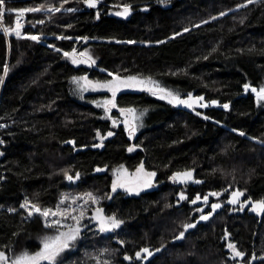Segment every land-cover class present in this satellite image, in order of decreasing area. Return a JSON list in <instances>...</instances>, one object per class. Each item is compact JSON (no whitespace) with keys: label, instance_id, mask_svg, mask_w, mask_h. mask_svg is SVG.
I'll use <instances>...</instances> for the list:
<instances>
[{"label":"trees","instance_id":"1","mask_svg":"<svg viewBox=\"0 0 264 264\" xmlns=\"http://www.w3.org/2000/svg\"><path fill=\"white\" fill-rule=\"evenodd\" d=\"M60 3L8 0L7 8L59 7ZM243 3L246 0H169L166 5L158 0H102L95 11H89L80 0H70L64 8L78 11L28 13L22 34L39 35V42L17 39L14 32L6 35L4 28L14 29L17 13L5 11L0 18V76H4V65L9 71L0 83V123L9 127L0 130L5 140L0 158V251L10 257L24 248L35 251L37 237L51 234L42 220L23 219L27 214L20 204L26 197L54 208L62 194L93 192L101 198L100 206H106L113 170L123 165L134 173L143 162L146 170L157 173L154 187L139 196L125 191L115 194L107 208L125 221L119 236L125 244L117 245L104 235L92 236L96 247L87 252L83 242L65 264H82L103 247L117 250L107 257L113 264H232L222 242L225 234H231L247 255L255 251L264 256V219L259 223L256 215L249 214L229 219L226 208L189 229L183 240L176 239L184 223L198 221L190 206L197 194L227 189L243 191L246 199H264V145L258 143H264V105L243 89L245 83L264 84V0L238 8ZM123 4L150 11H139L129 19L115 16L122 8L114 5ZM41 19L43 26H31ZM61 35L73 39H58ZM82 36L89 37L86 44L76 39ZM73 47L87 50L95 66L67 61L63 52ZM108 72L121 77L150 76L182 98L188 93L203 96L209 106L191 111L149 92H120L119 107L148 110L143 127L130 139L123 126L116 129L101 119L103 112L92 105L94 95L81 98L73 90V76L103 81L112 79ZM95 96L110 98L111 94ZM212 100L230 107L211 105ZM98 131L106 137L103 147L94 146L100 143ZM108 131L115 134L108 137ZM133 145L138 146L129 152ZM97 168L105 170L97 172ZM191 169L203 183L179 186L169 179L174 172ZM65 171L78 172L80 179L67 182ZM181 191L189 197L187 201H180ZM221 216L224 221L214 223ZM13 247L15 252L10 250ZM143 247L154 250L155 256L135 261V252ZM157 248L161 251L155 252ZM125 254L133 260L125 261Z\"/></svg>","mask_w":264,"mask_h":264},{"label":"snow or ice","instance_id":"2","mask_svg":"<svg viewBox=\"0 0 264 264\" xmlns=\"http://www.w3.org/2000/svg\"><path fill=\"white\" fill-rule=\"evenodd\" d=\"M70 0H61L60 6H47L40 5L37 7H25L19 9H8L7 3L8 0H0V18L5 14V11L16 12L17 20L15 28H4V33L6 35H11L14 32V35L17 39H27L35 42L40 41L39 35L31 34H22L23 25L21 23V18L25 16L26 13H38L42 10H45L47 13H58L62 10L67 12L78 11L76 8H64V5L69 3ZM84 3L87 8H96L100 0H80ZM161 4H167L169 0H158ZM257 0H246V3H243L238 6V8H246L249 4L256 3ZM114 7L122 8V10L115 11L113 14L117 17L127 18L132 11L131 4L114 5ZM147 9H145L146 11ZM221 15H226V13H221ZM96 18L99 19V12L96 14ZM216 19V17H212ZM209 21H203V23H208ZM243 20H241V23ZM36 23L43 24L45 21L43 19L36 21ZM35 26V25H33ZM195 27H200L199 24L194 25ZM185 32L190 31V29L185 28ZM179 35V33L177 34ZM58 39H73L70 36H58ZM77 40H82L85 43L88 41L89 37L82 36L77 37ZM120 41H117L119 43ZM161 41L160 43H163ZM125 43H135V41H126ZM49 47H55L54 45H49ZM57 52H60L61 49L56 48ZM63 56L71 61L73 65L86 64L89 67L95 65L96 61L87 51L78 52L75 47L71 51H64ZM4 76L7 75L9 71V66L4 65ZM101 71H104L101 69ZM4 76H0V83H3ZM108 76L112 77L110 80H90L87 75L82 76H73L71 83L76 85V91L83 98V93L92 91H106L111 94L110 98L104 99L101 101H92L96 107H102L105 116L101 119H109L112 121V127L115 128L118 126L117 120L113 119L111 116V110L117 109L120 115L123 117L121 123H123L124 129L127 131L128 137L131 139L135 137L138 129L143 127V117L147 114V109L139 111L134 107H119L117 102L118 93L131 89L138 91H147L151 95L156 96L160 100H166L169 104L173 106H183L184 108L191 109L195 111L197 107L206 108L209 106V103H205V98L203 96H193L191 93L186 95V98H182L181 95L173 90H170L160 84L159 81L154 80L152 77H142L139 75H129L126 77H121L118 74H113L108 72ZM244 92L247 93L251 91L256 99L258 105H264V84L259 87L252 86L250 83H245L243 85ZM211 105H218L225 110H228L230 105L224 103L219 104L218 101H210ZM197 116H200V112H196ZM203 119L208 120V116H203ZM2 127V126H0ZM233 132H237L240 136H245L243 131L237 129H232ZM115 133L112 131L107 132V136H113ZM97 137L100 139V143L94 145L95 147H103V140L106 137L100 135L99 131L97 132ZM3 143V141H0ZM69 144L75 145V141H67ZM138 145L130 146L127 150L132 152ZM0 155H3L0 152ZM105 169L97 168L96 171H104ZM194 169L183 170L174 172L169 179L173 183L187 184L189 182L201 184L203 181L194 178ZM215 171V170H214ZM113 173L115 179L112 182L111 190L113 193L117 189H123L128 194H135L137 196L140 193L148 188L154 187V181L157 176L155 171H148L145 169L144 163L141 162L140 165L136 168L134 173H129L126 168L121 165L119 168L114 169ZM65 178L70 182L74 183L80 179V174L77 172L75 175L69 174L68 171L64 172ZM228 191L227 189L224 190ZM223 195V192L211 191L208 194L201 197L199 194L195 196L190 202L192 204H197L198 201H201L206 207L209 206V197H216L217 200ZM244 196V192L240 190L232 191L230 198H226V203L229 205H239V210H244L246 207L251 205L250 211L255 213L258 216L264 215V199L258 201H252L250 198L241 201V197ZM108 199H111V196H107ZM100 197H97L91 192L84 193L80 196H71L70 194H62L57 205L52 207H44L39 202H34L29 198H25L23 203L20 204V208L24 210L27 214L23 217L25 220L32 221L34 219L42 220L43 228L50 229L51 234L44 233L37 237L39 240L38 249L35 251H30L27 248L22 249L19 253L10 257L6 254L5 251H0V264H65L69 259V255L75 251L77 243L83 239L82 233L85 228L89 227V224L83 223L85 219L89 221L90 224H95V234L101 236L102 234L116 233L118 229L121 228V225L125 221L119 218L115 213L111 215L105 214L104 208L100 206ZM180 200H186L188 197L183 191L179 193ZM82 200L83 204H79L78 201ZM95 205L94 208H91L92 214L89 216V208L87 205ZM222 204L220 202L211 203V211L208 214H204V207H197L196 211L201 213L199 220L195 223H184L182 225L183 231H181L177 236V240H183L185 238V233L189 229L196 228L197 224L200 221L209 220L210 216L216 213L217 209H220ZM10 212H15L16 209H9ZM70 221V222H69ZM18 235V233H14ZM106 239H111L110 236H105ZM117 243L124 245V240H118ZM7 247V246H6ZM228 249L231 251L232 256L229 258L231 260H236L239 258L241 261L244 260L246 253L237 249L234 243H228ZM11 251L15 252V248H11ZM117 250L109 249L108 247H103L97 250L96 254L89 255L88 258L94 262V264H113V262L108 259L113 255ZM161 251L160 248L155 249V252ZM68 253L69 255H65ZM154 255V252L150 250L149 247H143L139 251L135 252V261H147L150 257ZM125 261H132L133 257L125 254L123 256ZM257 257L255 254L251 256V260H256ZM260 260H264V256L259 257ZM250 264V262H249Z\"/></svg>","mask_w":264,"mask_h":264},{"label":"rangeland","instance_id":"3","mask_svg":"<svg viewBox=\"0 0 264 264\" xmlns=\"http://www.w3.org/2000/svg\"><path fill=\"white\" fill-rule=\"evenodd\" d=\"M101 2H102V0H100V2L98 3V4H101ZM25 18H26V20H27V22H28V13H26L25 14V16H24ZM44 24V23H43ZM43 24H39V23H37V24H32L31 26L32 27H34V28H36L37 26L38 27H40V26H43ZM33 25H35V26H33ZM41 39V38H40ZM87 43V42H86ZM85 43V44H86ZM77 51L78 52H83V51H87V50H84V48L83 47H81V48H79V49H77ZM88 52V51H87ZM89 53V52H88ZM67 59V58H66ZM67 61H69V62H71L70 60H68L67 59ZM82 66H86V67H89L88 65H86V64H81ZM95 65H93L92 67H94ZM92 67H89V68H92ZM73 90L75 91V92H77L76 91V85H74L73 84ZM124 91H134V90H131V89H127V90H124ZM124 91H122V92H124ZM135 91H138V90H135ZM106 91H98V92H92V91H88V92H84L82 95L84 96V95H94L93 96V98H92V100L93 101H103L104 99H106V98H102V97H100V96H95V95H97V94H100V93H105ZM145 92H147V91H145ZM78 94V93H77ZM154 97H156V96H154ZM157 98V97H156ZM158 99V98H157ZM82 101H84V102H87V100L86 99H83ZM164 101H166V100H164ZM92 105H94L95 107H96V105L94 104V103H92ZM176 107H178V106H176ZM97 109H99V110H101L102 112H103V117L105 116V112H104V110H103V108L102 107H100V108H98V107H96ZM189 110H191V109H189ZM196 110V109H195ZM191 111H193V110H191ZM139 112V111H138ZM111 116H112V118L113 119H116L117 120V123H118V126L117 127H115L116 129L117 128H119L120 126H123V123H121V121L123 120V117L120 115V113H119V111L117 110V111H115L114 109H112L111 110ZM104 120H107V121H109L110 123H111V125H112V121L111 120H109V119H104ZM124 127V126H123ZM134 138V137H133ZM259 144H261V145H264V143L263 142H258ZM67 180V179H66ZM67 182H69L68 180H67ZM70 183V182H69ZM93 193V192H92ZM185 193V192H184ZM94 194V193H93ZM179 194V193H178ZM229 194H230V190H228V191H226V192H223V195L219 198V200H217V198L216 197H209V206H210V204L211 203H215V202H220V203H222V204H225L226 203V198H229ZM95 195V194H94ZM179 196V195H178ZM201 197H203V196H201ZM189 198V197H188ZM195 198V197H194ZM193 198V199H194ZM106 199H107V196H106ZM185 201V200H184ZM187 201V200H186ZM78 203L79 204H83V201L82 200H80V201H78ZM190 206H191V208H193V214L194 215H201V213H199V212H197L196 211V208L197 207H204L205 209H208V211H209V206H205L201 201H198L197 202V204H192L191 202H190ZM86 207H88L89 208V205H87ZM91 207H95V205H92ZM227 210V213L228 214H226L227 215V218H229V219H233V218H235V215H233L232 213H231V211H229V209H226ZM91 212V211H90ZM88 215H90V213L88 214ZM225 216V215H224ZM224 219H225V217H223V216H221L219 219H217V220H215V222L214 223H221V222H223L224 221ZM86 221L88 222V220L86 219ZM70 222V221H69ZM86 222V223H87ZM83 223H85V222H83ZM85 223V224H86ZM246 225V224H245ZM246 228H247V225L245 226ZM95 237V236H97V235H95V231H93V232H89L88 233V235H87V237L84 239L85 241H84V243L86 244V248H87V252H90V250L89 249H91V248H94V247H96V243L94 242V241H92V239L93 238H91V237ZM90 238H91V240H90ZM79 244V243H78ZM78 246V245H77ZM77 246H76V249H75V251H79V249H77ZM81 247V246H80ZM82 248V247H81ZM237 249L238 250H240V248L239 247H237ZM229 250V249H228ZM74 251V253H77V252H75ZM226 251H227V249H226ZM241 251V250H240ZM229 258L232 256V253H231V251L229 250ZM73 252L70 254V255H72V254H74ZM66 255H69L68 253H66ZM69 255V256H70ZM90 255H94L93 253H90ZM237 259H239V258H237ZM236 259V260H237ZM230 261H231V263H233L234 261H236V260H231V259H229ZM78 262V261H77ZM78 264V263H77ZM82 264H93L92 263V260H90L89 258L86 260V261H84V259H83V262H82Z\"/></svg>","mask_w":264,"mask_h":264},{"label":"flooded vegetation","instance_id":"4","mask_svg":"<svg viewBox=\"0 0 264 264\" xmlns=\"http://www.w3.org/2000/svg\"><path fill=\"white\" fill-rule=\"evenodd\" d=\"M111 192H112V190H110V194H111ZM122 192H124V190L123 189H120V190H118L115 194L116 195H119V194H121ZM231 194V193H230ZM230 194H229V198H230ZM185 195H186V193H185ZM187 196V195H186ZM187 200V199H186ZM244 200H246V198H245V196L244 197H241V201H244ZM181 202L182 201H184V200H180ZM216 203V202H215ZM222 204V203H221ZM103 206H105V204L104 205H102L101 207H103ZM251 207V206H250ZM250 207H246L244 210H239V205H236V206H233V205H229V204H227V203H225V204H222V207L220 208V209H217V211L216 212H218L219 210H222V209H224V208H226V209H229V211H231V213L233 214V215H235V218H242L243 216H245V215H256V214H254L252 211H250ZM211 211V209H210V206H209V211H208V209H205V212H204V214H208L209 212ZM107 215H111L110 213H109V211H108V209H107ZM91 215V214H90ZM89 215V216H90ZM200 216V215H199ZM254 217H256V218H258L259 219V223H261V220H260V218L256 215V216H254ZM197 220H199V217H198V219ZM86 224H89V226L91 225L90 223H89V221L86 223ZM96 227V226H95ZM95 227H92V228H90L86 233H84L83 235H82V237H83V239L81 240V241H79L78 243H77V249H80V246L82 245V243L84 242V238L88 235V233L89 232H93V231H95ZM124 228V224L123 225H121V228L120 229H118L117 230V232L116 233H108V234H102V235H104V236H110L111 237V239H109L110 240V242H114V243H116L117 245H118V243H117V241L119 240V236H120V234H121V232H122V229ZM223 244L225 245V249H227V251L226 252H228V255H229V250H228V247H227V245H228V243H234L235 245H236V247H238V244L235 242V238L231 235V234H225L224 235V237H223ZM152 250V249H151ZM153 252H154V250H152ZM75 252H77V251H75ZM74 253V252H73ZM244 253H246V252H244ZM253 254H255L256 255V257H257V259L256 260H251V256L253 255ZM230 256V255H229ZM259 257H261V256H259L258 255V253L257 252H255V251H253V252H251L250 253V255H245V257H244V260L243 261H241L240 259H237L236 261H234L232 264H249V262H250V264H263L264 263V261H259Z\"/></svg>","mask_w":264,"mask_h":264},{"label":"water","instance_id":"5","mask_svg":"<svg viewBox=\"0 0 264 264\" xmlns=\"http://www.w3.org/2000/svg\"><path fill=\"white\" fill-rule=\"evenodd\" d=\"M87 7V6H86ZM171 6H169L168 8H170ZM97 8V7H96ZM96 8H92V9H90V8H87L89 11H95L96 10ZM139 11H145V9H140V10H132L131 11V14L127 17V18H125V19H129V18H131L132 16H133V14L134 13H138ZM150 10L149 9H147L146 10V12H149ZM122 18H124V17H122ZM178 185L180 186V185H183V184H180V183H178ZM118 190H120L119 188L117 189V191ZM116 191V192H117ZM115 192V193H116ZM115 193H113V192H111V194H110V196L112 197L111 199H108V202H107V205L106 206H103V208H104V211H105V214H107L106 212H107V208L112 204V201H113V197L115 196ZM244 197V196H243ZM252 200V199H251ZM252 201H254V200H252ZM251 205H249L248 207H250ZM91 214H92V212H91ZM255 214V213H254ZM258 216V215H257ZM259 218H260V220H261V222H262V220L264 219V215H261V216H258ZM200 222H204V221H200ZM92 227H95V224L93 223V224H91L88 228H85L84 229V231H83V233H82V235L84 234V233H86L90 228H92ZM7 254V253H6ZM8 255V254H7ZM153 256H155V255H153ZM152 256V257H153ZM259 261H264V260H260L259 259Z\"/></svg>","mask_w":264,"mask_h":264},{"label":"built area","instance_id":"6","mask_svg":"<svg viewBox=\"0 0 264 264\" xmlns=\"http://www.w3.org/2000/svg\"><path fill=\"white\" fill-rule=\"evenodd\" d=\"M16 20H17V18H16ZM16 20H15V24H16ZM21 23H22V25H23V28H22V32H23L24 29H25V27H26V18H25V17L21 18ZM0 25L2 26V23H0ZM14 28H15V25H14ZM0 126H2V127H0V130L3 131V130L8 129L9 124L4 122V123H0ZM0 141H3V143H0V152L3 153V149H4V147H5V140H4V137H3L2 135L0 136ZM1 156H2V155H0V158H1ZM0 211H2L1 208H0ZM6 211L9 212V213H11V212L9 211V209H6Z\"/></svg>","mask_w":264,"mask_h":264}]
</instances>
